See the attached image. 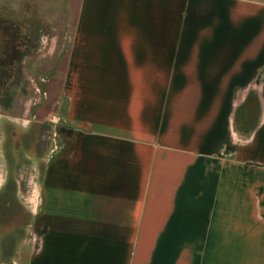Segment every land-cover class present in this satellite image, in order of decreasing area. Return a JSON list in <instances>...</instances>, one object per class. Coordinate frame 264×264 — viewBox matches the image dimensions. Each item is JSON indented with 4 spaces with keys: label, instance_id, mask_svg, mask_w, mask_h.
<instances>
[{
    "label": "crops",
    "instance_id": "crops-1",
    "mask_svg": "<svg viewBox=\"0 0 264 264\" xmlns=\"http://www.w3.org/2000/svg\"><path fill=\"white\" fill-rule=\"evenodd\" d=\"M63 6L0 122V264H264V0Z\"/></svg>",
    "mask_w": 264,
    "mask_h": 264
},
{
    "label": "rangeland",
    "instance_id": "rangeland-1",
    "mask_svg": "<svg viewBox=\"0 0 264 264\" xmlns=\"http://www.w3.org/2000/svg\"><path fill=\"white\" fill-rule=\"evenodd\" d=\"M64 26L63 0H0V122L24 125L55 67Z\"/></svg>",
    "mask_w": 264,
    "mask_h": 264
},
{
    "label": "built area",
    "instance_id": "built-area-1",
    "mask_svg": "<svg viewBox=\"0 0 264 264\" xmlns=\"http://www.w3.org/2000/svg\"><path fill=\"white\" fill-rule=\"evenodd\" d=\"M36 196L32 195L27 197L26 199L23 197L24 204L26 205V208L32 213H36L37 209V204L35 200Z\"/></svg>",
    "mask_w": 264,
    "mask_h": 264
}]
</instances>
